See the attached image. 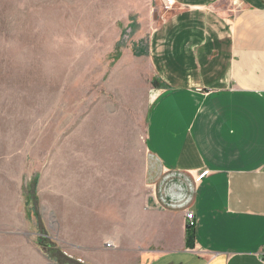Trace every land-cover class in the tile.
I'll list each match as a JSON object with an SVG mask.
<instances>
[{"label": "crops", "instance_id": "obj_1", "mask_svg": "<svg viewBox=\"0 0 264 264\" xmlns=\"http://www.w3.org/2000/svg\"><path fill=\"white\" fill-rule=\"evenodd\" d=\"M162 2L141 150L114 134L85 139L77 220L73 152L47 143L35 168L42 217L92 264H264V0ZM4 176V208H22L21 175ZM99 225L109 232L97 239ZM0 244V264H48L24 233L2 231Z\"/></svg>", "mask_w": 264, "mask_h": 264}, {"label": "rangeland", "instance_id": "obj_2", "mask_svg": "<svg viewBox=\"0 0 264 264\" xmlns=\"http://www.w3.org/2000/svg\"><path fill=\"white\" fill-rule=\"evenodd\" d=\"M162 9V0H0V233L26 234L48 264L92 263L53 234L61 224L52 232L42 217L36 157L53 140L60 153L70 146L80 220L85 139L114 134L125 152L141 150L159 87L148 68V30ZM9 172L21 175L22 208L3 206ZM94 232L100 239L109 229Z\"/></svg>", "mask_w": 264, "mask_h": 264}, {"label": "built area", "instance_id": "obj_3", "mask_svg": "<svg viewBox=\"0 0 264 264\" xmlns=\"http://www.w3.org/2000/svg\"><path fill=\"white\" fill-rule=\"evenodd\" d=\"M166 9H169L170 6L169 5H165L164 6ZM185 218L187 220V223H186V226L187 227H191V228H195L196 226V219H195V216H194V213H192L191 211H187L185 213ZM106 246L108 247L109 246V243H106ZM260 257L262 260H264V249L262 250V252L260 253Z\"/></svg>", "mask_w": 264, "mask_h": 264}, {"label": "trees", "instance_id": "obj_4", "mask_svg": "<svg viewBox=\"0 0 264 264\" xmlns=\"http://www.w3.org/2000/svg\"><path fill=\"white\" fill-rule=\"evenodd\" d=\"M185 241L187 246L192 247L194 242V229L191 227L186 228Z\"/></svg>", "mask_w": 264, "mask_h": 264}]
</instances>
